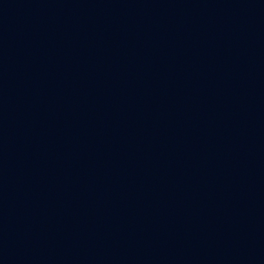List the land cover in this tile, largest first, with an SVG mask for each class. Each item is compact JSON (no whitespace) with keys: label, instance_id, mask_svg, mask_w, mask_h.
<instances>
[{"label":"water","instance_id":"95a60500","mask_svg":"<svg viewBox=\"0 0 264 264\" xmlns=\"http://www.w3.org/2000/svg\"><path fill=\"white\" fill-rule=\"evenodd\" d=\"M0 264H264V0H0Z\"/></svg>","mask_w":264,"mask_h":264}]
</instances>
